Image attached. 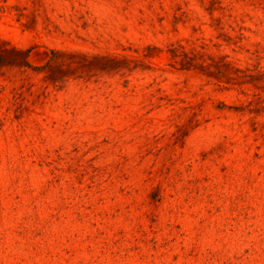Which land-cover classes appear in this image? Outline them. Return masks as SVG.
Returning <instances> with one entry per match:
<instances>
[{
    "label": "rangeland",
    "instance_id": "374dc122",
    "mask_svg": "<svg viewBox=\"0 0 264 264\" xmlns=\"http://www.w3.org/2000/svg\"><path fill=\"white\" fill-rule=\"evenodd\" d=\"M0 264H264V0H0Z\"/></svg>",
    "mask_w": 264,
    "mask_h": 264
},
{
    "label": "trees",
    "instance_id": "16d2710c",
    "mask_svg": "<svg viewBox=\"0 0 264 264\" xmlns=\"http://www.w3.org/2000/svg\"><path fill=\"white\" fill-rule=\"evenodd\" d=\"M0 58H1V56H0Z\"/></svg>",
    "mask_w": 264,
    "mask_h": 264
}]
</instances>
